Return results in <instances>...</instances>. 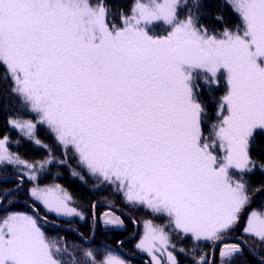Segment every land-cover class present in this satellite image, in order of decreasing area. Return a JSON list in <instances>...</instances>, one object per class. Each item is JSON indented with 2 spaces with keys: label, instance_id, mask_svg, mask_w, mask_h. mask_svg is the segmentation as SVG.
<instances>
[{
  "label": "snow or ice",
  "instance_id": "obj_1",
  "mask_svg": "<svg viewBox=\"0 0 264 264\" xmlns=\"http://www.w3.org/2000/svg\"><path fill=\"white\" fill-rule=\"evenodd\" d=\"M0 113V264H264V0H0Z\"/></svg>",
  "mask_w": 264,
  "mask_h": 264
},
{
  "label": "trees",
  "instance_id": "obj_2",
  "mask_svg": "<svg viewBox=\"0 0 264 264\" xmlns=\"http://www.w3.org/2000/svg\"><path fill=\"white\" fill-rule=\"evenodd\" d=\"M3 134L9 135L13 140L18 138V132L15 130L10 129L6 124V116L3 113H0V136ZM41 138L45 139L46 143H52L50 139L46 138V133L41 131L40 133ZM13 150H16L15 147ZM20 152L24 154L25 158L28 159H42L46 152L43 149H37L33 145H31L28 142H25V146L20 149ZM11 171V169H9ZM14 179V178H13ZM41 184H52L57 183L67 189L74 197H76L79 200L88 201L92 199H96L98 194L92 193L89 191V189L81 184L79 179L72 177L70 170L65 166H57V165H50L49 170L42 173L40 177ZM9 187H13V184H9ZM30 187V184L25 186V194L21 198V201L16 205V210L19 211H31L30 208L25 207L23 200L26 199V192L27 188ZM31 203V201H29ZM43 211V209H41ZM144 218H148L147 214H141ZM62 227L65 229H79L81 232H88L89 231V225L84 222L79 221H72L71 223L62 222ZM131 224H129V230H131ZM54 234V233H53ZM61 236H66L68 241L71 243L75 241L76 243H79L77 236L71 232V231H61L59 233ZM127 233H111L105 237V234L98 233L96 237L97 244L104 243L108 241H112L115 238H123L126 236ZM132 244L126 245V248H131ZM243 258H238L236 264H242ZM248 264H256V261L253 257L248 256L247 257ZM137 264L139 262L137 261Z\"/></svg>",
  "mask_w": 264,
  "mask_h": 264
},
{
  "label": "rangeland",
  "instance_id": "obj_3",
  "mask_svg": "<svg viewBox=\"0 0 264 264\" xmlns=\"http://www.w3.org/2000/svg\"><path fill=\"white\" fill-rule=\"evenodd\" d=\"M52 184H57V183H52ZM52 184H42V185H52ZM31 186V185H30Z\"/></svg>",
  "mask_w": 264,
  "mask_h": 264
}]
</instances>
